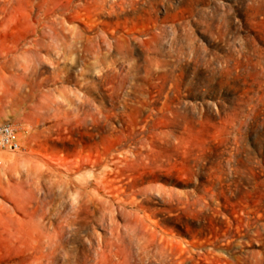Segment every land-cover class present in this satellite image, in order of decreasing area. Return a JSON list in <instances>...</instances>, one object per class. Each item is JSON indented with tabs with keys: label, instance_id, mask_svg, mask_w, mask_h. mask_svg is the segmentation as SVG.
<instances>
[{
	"label": "rangeland",
	"instance_id": "obj_1",
	"mask_svg": "<svg viewBox=\"0 0 264 264\" xmlns=\"http://www.w3.org/2000/svg\"><path fill=\"white\" fill-rule=\"evenodd\" d=\"M36 1L16 0L0 13V123L17 129L21 147L6 152L16 162L4 171L2 186L31 182L37 158L95 157L120 137L119 152L132 153L129 183L142 191L150 226L157 239L165 233L168 252L161 259L123 230L122 255H111L97 246L108 239L109 228H89L96 235L88 253L92 259L99 264H264V0L152 1L134 21L141 15L161 20L166 45L175 30L178 51L153 56L168 76L146 80L145 54L130 41L128 52L117 59L119 67L111 65L113 74L105 80L94 72L68 83L50 77L62 68L76 74L79 64L52 50L23 53L33 39L23 37L34 22L29 10ZM12 50L17 52L3 57ZM23 68L38 81L48 78L27 98L26 89L15 84ZM116 92L121 100L113 97ZM43 94L59 104L42 109ZM42 114L48 119L37 122ZM95 119L108 127L102 130ZM65 202L72 212L74 202ZM6 203L10 206L0 194V205L9 208Z\"/></svg>",
	"mask_w": 264,
	"mask_h": 264
},
{
	"label": "bare ground",
	"instance_id": "obj_2",
	"mask_svg": "<svg viewBox=\"0 0 264 264\" xmlns=\"http://www.w3.org/2000/svg\"><path fill=\"white\" fill-rule=\"evenodd\" d=\"M15 1L0 0V13ZM152 1L155 0H37L29 10L30 20L34 19V22L27 25L23 37V40L33 39L25 44L23 53L36 55L52 50L62 60L79 64L76 74L63 68L54 71L50 77L54 82L85 79L87 74L94 72L99 73L102 82L113 74L111 65L119 67L117 59L124 57L129 42L134 41L145 54V79L151 75L165 78L169 70H161L153 56L167 57L178 51L179 38L175 30L166 45V30L159 25L161 20L141 15L134 21V15L143 12ZM103 18L109 22H104ZM16 52L8 51L3 57ZM59 65L56 62L54 70ZM63 65L68 63L63 62ZM47 79H33V73L23 68L15 84L17 88L26 89L27 98L33 96ZM128 87L134 89L136 84ZM41 97L42 109L48 110L52 103L59 104L44 94ZM113 97L121 100L118 92ZM47 119L48 114H42L37 122ZM94 121L102 130L108 127L100 126L99 119ZM25 141L31 144L28 137ZM122 145V138L111 139L109 146L95 157L85 155L72 162L33 159L32 181L18 183L12 188L3 187L1 182L4 171L16 161L6 152L1 153L0 194L10 206L7 203L9 208L0 205V247L4 251L0 250V264H99L88 254L94 247L92 239L96 238L88 229L101 227L109 228L110 233L106 241L98 242L100 250L104 247L111 255H122L119 241L123 230H129L134 238L143 240L145 251L154 250L161 259L164 258L168 252L165 233L157 239L150 226L148 209L143 207L140 199L142 191L134 189L126 174L133 163L129 158L132 153L119 152ZM66 198L74 202L72 212H68Z\"/></svg>",
	"mask_w": 264,
	"mask_h": 264
},
{
	"label": "built area",
	"instance_id": "obj_3",
	"mask_svg": "<svg viewBox=\"0 0 264 264\" xmlns=\"http://www.w3.org/2000/svg\"><path fill=\"white\" fill-rule=\"evenodd\" d=\"M20 148V141L14 126L8 121L0 123V165L1 153H16Z\"/></svg>",
	"mask_w": 264,
	"mask_h": 264
}]
</instances>
